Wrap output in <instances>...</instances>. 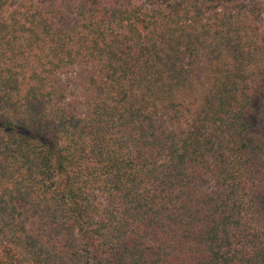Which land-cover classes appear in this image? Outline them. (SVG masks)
Listing matches in <instances>:
<instances>
[{
	"label": "trees",
	"instance_id": "trees-1",
	"mask_svg": "<svg viewBox=\"0 0 264 264\" xmlns=\"http://www.w3.org/2000/svg\"><path fill=\"white\" fill-rule=\"evenodd\" d=\"M263 11L0 0V264H264Z\"/></svg>",
	"mask_w": 264,
	"mask_h": 264
},
{
	"label": "rangeland",
	"instance_id": "rangeland-1",
	"mask_svg": "<svg viewBox=\"0 0 264 264\" xmlns=\"http://www.w3.org/2000/svg\"><path fill=\"white\" fill-rule=\"evenodd\" d=\"M258 12H256V16H258V14H257ZM261 19H264V11L263 12H261V14H260V16H259Z\"/></svg>",
	"mask_w": 264,
	"mask_h": 264
}]
</instances>
